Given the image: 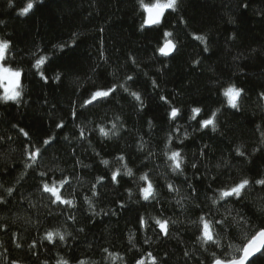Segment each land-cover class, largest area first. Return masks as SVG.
<instances>
[{"label":"trees","instance_id":"trees-1","mask_svg":"<svg viewBox=\"0 0 264 264\" xmlns=\"http://www.w3.org/2000/svg\"><path fill=\"white\" fill-rule=\"evenodd\" d=\"M26 2L9 7L0 0V38L12 42L4 63L21 71L19 102L0 100V264H134L148 252L159 264H210L211 252L224 249L201 245L192 223L201 215L228 217L222 244L233 247L225 255H239L245 237L264 227V186L251 183L238 201L212 199L243 177L264 178V0H181L178 12L168 10L160 25L143 29L138 0H37L31 13L19 16ZM197 35L207 38L208 51ZM165 39L177 46L167 57L157 50ZM41 55L46 61L38 70ZM119 84L138 92L143 104L117 87L109 98L81 107L93 91ZM230 85L243 89L239 110L223 94ZM172 107L181 110L175 120ZM193 107L203 109L198 120L219 109L216 129L200 128L191 119ZM101 127L116 134L105 137ZM51 137L27 167L33 147ZM171 151L181 153L182 172L170 167ZM143 173L155 199L144 201L138 190L146 184L139 180ZM65 178L61 194L73 206L52 203L42 191L43 182ZM154 217L169 219V235ZM57 230L63 241L45 239Z\"/></svg>","mask_w":264,"mask_h":264},{"label":"snow or ice","instance_id":"snow-or-ice-1","mask_svg":"<svg viewBox=\"0 0 264 264\" xmlns=\"http://www.w3.org/2000/svg\"><path fill=\"white\" fill-rule=\"evenodd\" d=\"M40 3L43 2V0H39ZM140 7L144 10V12L147 14L146 17L143 19L141 28L145 27H151L155 25H160L162 23V17L164 16L165 12L168 10H171L173 12H178L179 7L181 4V0H156L153 4H146L144 3V0H138ZM37 0H27L25 6L21 7L19 9L18 15L19 16H27L29 13H31L34 8L36 7ZM15 0H8V6L14 7ZM242 8L246 9L248 5L242 4ZM229 22L234 23L235 21L230 19ZM3 21H0V24H2ZM164 37H172L173 33L171 32H164ZM196 40L201 41L205 44L204 51H208L207 47V38L204 35H197L195 37ZM66 45H60V48H64ZM176 44L171 39H165V42L163 46L159 47L157 50L162 56H169L174 50H176ZM12 48V42L9 39L0 38V88L3 89V95L0 96V100L2 101H16L17 103L20 100L21 97V91L20 89V80H21V71L18 69H13L12 67L5 66L4 61H6L8 53L10 52ZM46 57L41 55L39 58L35 60L34 67L36 69H41V66L45 64ZM135 63V61H133ZM197 64H199V61H196ZM40 75L43 79L47 80V77L44 76V73L41 71ZM59 79V77H57ZM127 80H132V76H127ZM154 87L157 86L156 82L153 81ZM117 87L122 88L125 92H129V94L137 101L143 104L142 98L138 92L135 91H129V88L125 84H119V85H112L107 88H98L97 90L93 91L88 99H86L81 107H87L89 105H92L94 102H97L102 99L109 98L112 96L116 91ZM243 93V89L236 87L235 85H230L224 90V96L227 98L228 105L234 109L239 110V103L241 96ZM261 98H264V93H261ZM162 100L167 102L166 97H161ZM203 109L200 107H193L191 109V119L197 120V124L200 128L206 129L209 126L212 127L213 130L216 129V117L217 112L219 109L212 111L211 114L207 118L197 119L200 114L202 113ZM181 114V110L177 107H172L170 109V117L175 120L177 117H179ZM73 117H75L77 114L75 111L72 113ZM57 128H63L64 124L59 123L56 125ZM117 125L114 123L112 125L113 129H116ZM178 130V129H177ZM23 131V129H21ZM99 132L101 135L107 137L109 136L110 132L112 135H115L116 133L112 130H106L105 128L101 127L99 129ZM25 136L28 135L27 132L24 133ZM80 138L86 139L85 137V130L84 128H80ZM55 137H51L49 139H44L42 141V147H33V149L30 151L28 155V159L32 161L31 164H28L27 167H33L35 165L38 158H40L43 155V151H46L47 146L51 145ZM237 155L243 156L244 153L240 151L239 148L236 149ZM117 159L123 161L124 157L120 156ZM168 159L172 162L170 167L173 171H180L182 172V164H183V157L181 156V153L179 151H171V154L168 156ZM105 166L108 165L109 161L102 160L101 161ZM193 167H195V164H193ZM123 168L125 169V175L128 177H132L133 171L131 168L127 167V164H123ZM46 173L41 172L40 176L44 177ZM121 171L119 168H117L115 171L111 172V181L114 183H119L118 177H120ZM104 177H99L98 182L100 180H103ZM139 180L145 181V186L139 187V192L142 194V198L144 201H149L150 199H155V189L152 181L149 179V176L147 173H143L140 175ZM255 183L258 185L264 186V178L250 181L247 177H243L239 179L238 181L233 182L231 185H225L220 189H217L218 191V197L212 199L213 204H217L221 201L227 202L229 198H236L237 201L243 197L244 191L247 189V187L251 184ZM69 184V181L65 179H60L59 181H51L49 182H43L42 183V191L44 193H49L50 197L54 198L51 199L52 203H60L68 206H73V200L72 199H65L61 194V189L64 188L65 185ZM2 187V186H0ZM95 186H93L94 188ZM168 188L170 191H179L178 189L174 188L172 184H168ZM6 191L11 194L12 189H6ZM193 191H195L193 189ZM95 194V192L93 193ZM131 195V193H130ZM87 199V198H86ZM88 203L91 207V200H88ZM177 203H180V201H177ZM123 207V205H121ZM199 207V205H197ZM261 211H264V208L261 209ZM70 219H75V217H69ZM155 225L160 229V231L165 235H169V219H161V218H153ZM140 225H146V221L144 218L139 219ZM171 223H175V221H171ZM192 223L196 224L198 227L199 235L197 236V239L201 242V245H210L214 248H223L224 251H222L220 254H217L216 251L211 252V260L210 264H264V227H261L259 230L255 231L254 234H251L250 236H246L244 241L242 242V246L239 248H236V252L239 253V255H225V252H227L228 248H232L233 245L222 244V234L225 232L226 227H231V224L228 220V217H223L220 219H213L208 220L205 218V216L201 215L198 217L197 221H193ZM239 223V222H237ZM214 226H219V232L215 230ZM80 231H83V229H80ZM58 237L59 240L63 241L65 239V235L57 231H49L47 232L45 239L49 242H53L54 238ZM147 243V241H145ZM130 243H131V237H130ZM17 247H20L19 244L16 245ZM135 246V245H133ZM30 247H35V244L31 245ZM105 252H107V249H104ZM207 251V249H205ZM187 255V253H186ZM109 256L112 259H116V256L109 253ZM11 264H18L17 261H12ZM58 264H69L67 260H61L58 262ZM78 264H87L86 261L80 260L78 261ZM134 264H159L157 257L153 255V253L148 252L147 253V259L145 258H139L135 259ZM197 264H200V261L197 262Z\"/></svg>","mask_w":264,"mask_h":264},{"label":"water","instance_id":"water-1","mask_svg":"<svg viewBox=\"0 0 264 264\" xmlns=\"http://www.w3.org/2000/svg\"><path fill=\"white\" fill-rule=\"evenodd\" d=\"M146 15H147V14L145 13V17H146ZM163 44H164V43H163ZM163 44H162L161 46H163Z\"/></svg>","mask_w":264,"mask_h":264},{"label":"rangeland","instance_id":"rangeland-1","mask_svg":"<svg viewBox=\"0 0 264 264\" xmlns=\"http://www.w3.org/2000/svg\"><path fill=\"white\" fill-rule=\"evenodd\" d=\"M2 94H3V89H2Z\"/></svg>","mask_w":264,"mask_h":264}]
</instances>
